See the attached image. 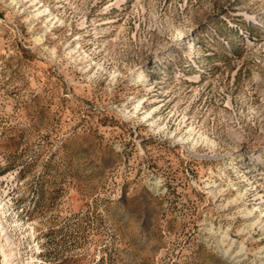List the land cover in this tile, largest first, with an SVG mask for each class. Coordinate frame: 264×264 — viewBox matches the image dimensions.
<instances>
[{
  "label": "rangeland",
  "instance_id": "374dc122",
  "mask_svg": "<svg viewBox=\"0 0 264 264\" xmlns=\"http://www.w3.org/2000/svg\"><path fill=\"white\" fill-rule=\"evenodd\" d=\"M33 1L0 0V264H262L264 0Z\"/></svg>",
  "mask_w": 264,
  "mask_h": 264
},
{
  "label": "bare ground",
  "instance_id": "6f19581e",
  "mask_svg": "<svg viewBox=\"0 0 264 264\" xmlns=\"http://www.w3.org/2000/svg\"><path fill=\"white\" fill-rule=\"evenodd\" d=\"M31 2L33 3L34 1L31 0ZM35 2H36V1H35ZM34 4H35V3H34ZM40 13H41V12H38V13H36L34 16H38ZM188 54H191V51H189ZM142 78H143V77H142ZM138 108H139V107H138ZM138 108H137V110H138ZM148 116H149V115H148ZM145 118H146V116H145ZM153 124H154V123H153ZM154 125H155V124H154ZM212 193H214L213 195H217V196H219V195L222 194V191H217V190H216V191H214V192H212ZM217 196H216V197H217ZM236 201H237V200H236ZM236 201L234 200V202H236ZM252 213H253L252 211H247V212H246L247 215H251ZM254 217H255V216H254ZM248 220H249V219H248ZM253 220H254L253 218L250 219V222H251V223H250V225H249V228H251V229L255 228L256 224L260 222V220H257V222L253 223V222H252ZM248 223H249V222H248ZM260 223H261V222H260ZM262 223H263V222H262ZM250 231H251V230H250ZM252 232H253V231H252ZM225 236H226V235H225ZM225 236H224V237H225ZM227 236H228V235H227ZM225 239H226V238H225ZM222 240H223V239H222ZM234 245H235V244H234ZM228 252H229V251L226 252V255H227ZM14 254H15V253H14ZM14 256H15V255H14ZM231 256H232V255H231ZM229 260L235 261L236 258H233V257H232V258L230 259V257H229ZM232 261H231V262H232ZM241 261H242V260H241ZM241 261H237V260H236V262H234V263H235V264H242ZM261 262H262V264H264V260H263V259L261 260Z\"/></svg>",
  "mask_w": 264,
  "mask_h": 264
}]
</instances>
